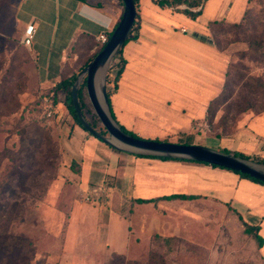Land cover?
Returning <instances> with one entry per match:
<instances>
[{"label": "crops", "instance_id": "0c3cea01", "mask_svg": "<svg viewBox=\"0 0 264 264\" xmlns=\"http://www.w3.org/2000/svg\"><path fill=\"white\" fill-rule=\"evenodd\" d=\"M248 5L249 0H206L197 8L202 9L201 14L193 19L181 10L140 0L138 38L124 46L127 63L118 89L111 95L117 120L145 138L171 142L172 137L191 134L188 118L203 117L210 102L221 93L231 61L230 50L239 44L220 49L210 25L216 21L240 23ZM123 11L119 0H18L16 19L21 35L28 23L37 26L28 47L33 64L30 79L36 91L48 90L61 80L63 66L79 34L89 33L97 39L100 33H111ZM65 99V93L59 92L57 102H51L54 119L64 127L66 136L58 139L63 166L44 204L47 213L57 218L67 216L59 244V253L66 261L69 255L79 264L84 259L88 264H106L114 254H128L133 235L125 210L128 206L157 212L205 198L235 209L246 223L259 225L264 238V184L211 164L115 150L70 119ZM184 109H190L191 117ZM195 110L204 113L198 115ZM145 116L151 122L145 123ZM246 124L254 136L264 138V113ZM141 125L147 128L140 130ZM194 143L216 150L223 146L220 138L212 136L204 143ZM73 159L77 161L76 170ZM100 186L105 190L99 203L82 199ZM167 196L173 197L165 199ZM63 206L67 214L61 210ZM260 253L264 260V244ZM47 254L58 264L50 251ZM88 254L94 255V261Z\"/></svg>", "mask_w": 264, "mask_h": 264}, {"label": "rangeland", "instance_id": "374dc122", "mask_svg": "<svg viewBox=\"0 0 264 264\" xmlns=\"http://www.w3.org/2000/svg\"><path fill=\"white\" fill-rule=\"evenodd\" d=\"M17 4L18 0H0V78L9 87L13 86L10 82L12 78L14 83L23 86V92L19 95L21 103L19 110L0 119V151L5 147L10 149L19 147L18 128L31 119H42L44 115L47 118L46 124L52 127L55 139H59L61 135L66 136L64 127L62 125L59 127L55 119H51L52 116H47L49 102H53L52 96H46L44 105L43 102L40 103L47 90L36 91V84L30 79L33 73L32 57L28 47L21 44V29L16 19ZM247 13L252 23L246 33H240V28L236 26L239 23L216 21L214 25H210L220 49L229 48L232 43H239L230 50L231 61L223 84L226 95L230 93L231 96L226 102L212 109L210 114L200 110L204 113L203 117L188 118V133L193 136V144L195 140L204 143L210 136L217 137L216 134L221 133L220 140L223 141V146L219 147V151L224 153L229 151L230 154L241 152L264 158L261 152L264 151V138L254 136L247 130L246 124L251 118L264 113V57L255 51L247 56L241 55L242 52L250 50L247 37L259 40L260 35L264 33V0H249ZM78 45L80 46L71 48L64 66L70 74H77V78L84 70L81 68L82 55L86 50L81 49V45L89 46L90 42L84 40ZM254 57L263 60H255ZM3 61L4 65H1ZM111 64L112 61L108 65L109 68ZM84 80L83 78L81 83ZM84 103L85 111L81 110L86 120L92 121L99 130L105 129L87 92ZM106 108L109 111L108 107ZM183 111L191 117L190 109ZM200 112L194 111L198 115ZM173 117L179 120L174 114ZM144 118L145 123L151 122V118L146 116ZM138 128L144 130L147 126L141 125ZM104 135L109 137L108 132ZM172 138L171 142H177L185 136ZM61 160L63 161L62 156L59 159V167L63 166ZM248 161L264 167L263 163ZM2 171L0 178L5 175ZM56 178L48 183V190ZM46 196L47 193L38 199H32L25 195L23 210L17 222L13 224V231L30 236L37 246L39 255L50 251L52 259L58 261V264H79L76 259L74 261L69 259V255L66 261L60 254L59 244L67 216L57 218L47 213L44 204ZM61 210L67 214L65 206ZM125 210L129 215L133 235L130 252L122 256L130 264H264L257 242L245 232V227L237 215L230 207L213 200L205 198L188 200L181 206L157 212L147 207L134 206H128ZM86 256L94 261V255ZM83 261L80 264H88L85 259ZM117 261L114 259L112 263Z\"/></svg>", "mask_w": 264, "mask_h": 264}, {"label": "trees", "instance_id": "16d2710c", "mask_svg": "<svg viewBox=\"0 0 264 264\" xmlns=\"http://www.w3.org/2000/svg\"><path fill=\"white\" fill-rule=\"evenodd\" d=\"M119 1L124 5L122 0ZM205 1L206 0H153V2L160 7H168L181 10L193 19L197 18L201 14L202 9L197 10V8L202 6ZM134 2L137 10L136 21L130 32V35L127 38V41L117 50L113 57L112 64L106 76V93L111 116L116 121L118 126L124 132L132 136L141 138L139 135L127 129L117 120L111 104V95L118 89L120 77L127 63L126 59L123 56L124 46L128 41L138 38L140 0H134ZM181 5H185V7L180 8ZM215 23L216 22H213L211 23V25H214ZM251 23V19L248 17V13L246 10L242 22L236 26L240 28V33H246L248 31L247 28H250ZM112 32L107 34L108 39L110 38ZM247 38L250 43V50L242 52L241 55L247 56L255 51L259 53L261 57H264V33L260 35L259 40H254V38L249 39L250 37ZM84 40L90 42V45L84 47L81 45V49L84 48L83 50H86L85 54L82 55V69H84L93 60V58L101 51V49L105 45V43L102 44L100 41H98L94 35L84 32L79 34L72 48L74 46H80L78 44H80ZM92 50L94 51L92 53H89ZM254 59L263 60L262 58L255 57ZM1 65H4V61L1 63ZM64 66L62 70L61 80L54 83L51 87L48 88L46 95L42 96L40 103L43 102L44 105V100L47 95H51L53 98V103H56L58 100V93L64 92L66 96L65 105L70 115V119H72L74 123H77L87 131L78 117L72 100V87L77 79V74H70L64 69ZM13 80L14 78H12V80L10 79V82L13 84V86L9 87L6 83H4L3 79L1 80L0 78V119L17 112L21 106L19 95L23 92V86L21 87L20 83H14ZM225 86L226 84L224 85V87ZM85 94L86 84L84 80L78 89L79 104L83 111H85ZM230 96V93L226 95V92L223 88L222 92L210 102L207 109V112H209L208 114H210V111L212 109L214 110L216 107L220 106L222 102H226L230 98ZM213 112H211V114ZM46 119L47 118L44 115L42 119H31L30 121L23 123V125L19 127L17 131V134L19 136V147H17L16 149L5 147L0 151V171L3 170L2 172L5 173V175L0 178V264H56L49 259L47 253L39 255L37 246L30 236L24 233H17L13 231V224L17 222L23 210V202L24 200H26L25 195L29 196L32 199L40 198L47 193L48 183L52 179L57 177L58 168L60 165L59 159H61L62 156V149L59 140L55 139L53 136L52 127L46 124ZM51 119H54V115H52ZM20 121H23L22 117ZM88 122L98 132L107 134L106 129L99 130L92 121L89 120ZM87 132L91 134L89 131ZM182 136H185V138L182 140H178V143L193 144L192 135L188 134ZM216 136L220 138L222 135L221 133H217ZM160 141L169 140L165 139ZM111 147L117 150V148L113 146ZM226 152L229 153V151ZM135 155L163 160H185L208 164L192 159L172 156L140 153H135ZM234 155L264 164V158L262 157L249 156L241 152H236L234 153ZM76 162L77 161L75 159L72 160V167L75 170L76 168L74 166ZM234 172L239 173L245 178L264 184V182L252 178L248 175L242 174L237 171ZM172 197L173 196H167L164 198L170 199ZM181 198L191 197L181 196ZM146 201L148 200L139 199V202ZM231 210L238 216L239 220L242 222L243 226L245 227V232L252 236V238L257 242L258 247L261 248L264 244V238L259 233L260 226L250 225L246 223L245 221H243L241 215L235 209L231 208ZM111 259L112 260L106 264H130L128 261H125L126 259L122 255L119 254H114ZM114 259L118 261L116 263H112Z\"/></svg>", "mask_w": 264, "mask_h": 264}, {"label": "water", "instance_id": "95a60500", "mask_svg": "<svg viewBox=\"0 0 264 264\" xmlns=\"http://www.w3.org/2000/svg\"><path fill=\"white\" fill-rule=\"evenodd\" d=\"M122 1L124 3V11L110 38L105 43L101 51L84 68L72 87L73 104L77 111L78 117L82 122V125L92 135L98 137L105 143L117 149L128 150L140 154L192 159L195 161L223 167L232 171H237L264 182V170H262V168L251 163L247 159L235 156L234 154L224 153L199 144H186L147 139L142 137L139 138L124 132L118 126L116 121L111 116L109 109L106 93V72L109 68V63H111L117 50L127 41L137 17V10L134 0ZM105 66H107V68L103 80V99L101 102L97 93L96 79L99 70ZM83 78L85 79L86 92L89 100L110 138L95 130L82 113L81 107L79 105L78 89ZM105 106L108 107L109 111Z\"/></svg>", "mask_w": 264, "mask_h": 264}, {"label": "built area", "instance_id": "2783aa9c", "mask_svg": "<svg viewBox=\"0 0 264 264\" xmlns=\"http://www.w3.org/2000/svg\"><path fill=\"white\" fill-rule=\"evenodd\" d=\"M182 32H185L186 29L184 27L181 28ZM37 32V26L35 22H30L26 25L22 38H21V43L26 46L30 47L33 43L35 34ZM98 41H100L102 44L106 43L108 41V36L105 33H100L97 37ZM49 109L47 111V116L50 117L53 114L52 110V103L49 102L48 105ZM104 187H96L92 190H89L87 194L82 196V199L86 202H92V203H99L101 198H102V193L104 192Z\"/></svg>", "mask_w": 264, "mask_h": 264}, {"label": "bare ground", "instance_id": "6f19581e", "mask_svg": "<svg viewBox=\"0 0 264 264\" xmlns=\"http://www.w3.org/2000/svg\"><path fill=\"white\" fill-rule=\"evenodd\" d=\"M106 68H107V66L102 67L99 70V73H98L97 79H96L97 93H98V96H99V99L101 100V102H102V99H103L102 87H103V80H104ZM258 167H260V168H262V170H264V167H262V166H258Z\"/></svg>", "mask_w": 264, "mask_h": 264}]
</instances>
